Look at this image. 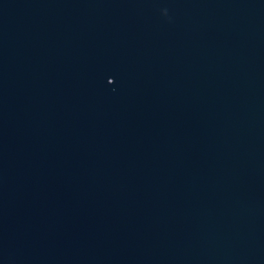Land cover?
I'll return each mask as SVG.
<instances>
[{
  "label": "water",
  "instance_id": "obj_1",
  "mask_svg": "<svg viewBox=\"0 0 264 264\" xmlns=\"http://www.w3.org/2000/svg\"><path fill=\"white\" fill-rule=\"evenodd\" d=\"M0 264H264V0H0Z\"/></svg>",
  "mask_w": 264,
  "mask_h": 264
}]
</instances>
